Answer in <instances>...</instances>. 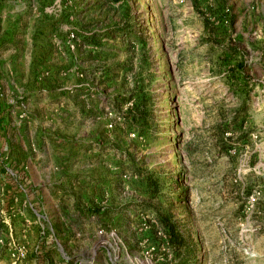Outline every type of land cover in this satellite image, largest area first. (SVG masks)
<instances>
[{
	"label": "rangeland",
	"instance_id": "rangeland-1",
	"mask_svg": "<svg viewBox=\"0 0 264 264\" xmlns=\"http://www.w3.org/2000/svg\"><path fill=\"white\" fill-rule=\"evenodd\" d=\"M0 99V264H264V0H0Z\"/></svg>",
	"mask_w": 264,
	"mask_h": 264
},
{
	"label": "crops",
	"instance_id": "crops-1",
	"mask_svg": "<svg viewBox=\"0 0 264 264\" xmlns=\"http://www.w3.org/2000/svg\"><path fill=\"white\" fill-rule=\"evenodd\" d=\"M13 16L15 17L14 20H13V23H14L13 29L16 30V28L20 25V23H24L25 22V19L23 18L21 12L18 9H15L14 10ZM35 38H37V37H35ZM36 40H38V39H36ZM48 80H49V82H47V84H50V85H44L42 87L43 88L42 91H44V92L45 91H50L51 92V90H56L54 88L55 85H53V84H55V82H54L55 77H54V79H51L50 80V78H49ZM58 91L59 90L57 89L56 92H58ZM60 91H62V89ZM54 94H56V93H54ZM0 104H1V110H5L4 109L5 108L4 107V103H3V100L2 99H0ZM5 121H7V119H5V118L1 121V124L0 125L2 126V128L4 126V122Z\"/></svg>",
	"mask_w": 264,
	"mask_h": 264
},
{
	"label": "trees",
	"instance_id": "trees-1",
	"mask_svg": "<svg viewBox=\"0 0 264 264\" xmlns=\"http://www.w3.org/2000/svg\"><path fill=\"white\" fill-rule=\"evenodd\" d=\"M0 124H1V120H0Z\"/></svg>",
	"mask_w": 264,
	"mask_h": 264
}]
</instances>
